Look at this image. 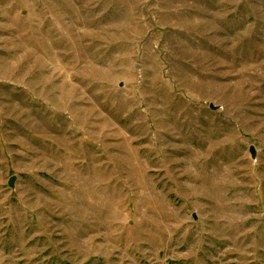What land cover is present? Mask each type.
<instances>
[{"label":"rangeland","instance_id":"rangeland-1","mask_svg":"<svg viewBox=\"0 0 264 264\" xmlns=\"http://www.w3.org/2000/svg\"><path fill=\"white\" fill-rule=\"evenodd\" d=\"M0 264H264V0H0Z\"/></svg>","mask_w":264,"mask_h":264},{"label":"water","instance_id":"water-1","mask_svg":"<svg viewBox=\"0 0 264 264\" xmlns=\"http://www.w3.org/2000/svg\"><path fill=\"white\" fill-rule=\"evenodd\" d=\"M211 108L216 109L217 107H215V106L212 104V105H211ZM251 152H252V155L254 156V155H255V151H254L253 147L251 148ZM13 184H14V183H13V180H11V181H10V185L13 186Z\"/></svg>","mask_w":264,"mask_h":264}]
</instances>
